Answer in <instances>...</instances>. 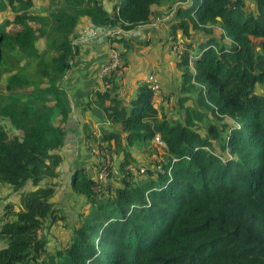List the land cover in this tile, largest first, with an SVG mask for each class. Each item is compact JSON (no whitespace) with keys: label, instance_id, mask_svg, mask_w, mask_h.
<instances>
[{"label":"trees","instance_id":"16d2710c","mask_svg":"<svg viewBox=\"0 0 264 264\" xmlns=\"http://www.w3.org/2000/svg\"><path fill=\"white\" fill-rule=\"evenodd\" d=\"M34 5L0 0V14L13 13L0 17V187L20 193L18 210L5 206L0 264H264V0H119L113 14L103 0H50L44 15ZM161 16H172L171 49L183 45L174 51L180 118L157 105L149 80L125 101L124 77H103L88 104L115 128L97 135L83 123L100 170L72 171L70 196L82 203L72 222L53 198L72 117L63 84L73 40L84 22L131 31ZM109 41L122 45L126 72L130 37ZM158 134L167 159L141 173L135 151ZM59 221L68 241L50 250L46 229Z\"/></svg>","mask_w":264,"mask_h":264},{"label":"crops","instance_id":"0c3cea01","mask_svg":"<svg viewBox=\"0 0 264 264\" xmlns=\"http://www.w3.org/2000/svg\"><path fill=\"white\" fill-rule=\"evenodd\" d=\"M106 9L113 14V0H103ZM172 16L155 18L153 23L142 25L131 31H124L120 26L110 27L84 22L80 25L79 32L73 43L78 47V53L72 61L71 69L65 76L64 87L68 95L72 117L69 121V130L65 144V153L69 162L76 157L84 158V142L82 140V127L84 122L93 123L94 132L102 134V129L96 127L102 114L89 106L88 101L93 98L94 92L104 88L100 75L102 66L108 61L109 52L114 44H110V36L118 34L130 37L131 50L128 53V65L122 89L124 100L130 101L136 96L139 84L148 81L151 75L161 86L160 93H155L165 98L172 88L179 90L180 78L176 68L175 57L171 51L172 25L169 20ZM180 35L181 30H177ZM122 52V45L116 43ZM178 92V91H176ZM163 106V105H161ZM85 107V108H84ZM110 125V123L108 122ZM106 128V127H105Z\"/></svg>","mask_w":264,"mask_h":264},{"label":"rangeland","instance_id":"374dc122","mask_svg":"<svg viewBox=\"0 0 264 264\" xmlns=\"http://www.w3.org/2000/svg\"><path fill=\"white\" fill-rule=\"evenodd\" d=\"M118 2L119 0H113L114 4L115 2ZM122 0H120L121 2ZM252 2V6H253ZM50 7V0H35V5L34 9L36 12L40 13L41 15L46 14L47 9ZM6 15V17L13 18V13L12 11H7L5 13H1L0 17ZM181 35V34H180ZM182 37V35H181ZM183 39V37H182ZM177 41H182L181 38H178ZM254 41L256 44H259L261 39H256L254 38ZM39 49H44L46 46V41L44 38L39 40L37 42ZM121 51V46L119 48ZM171 51L174 52L172 49ZM180 55V54H179ZM181 56V55H180ZM176 60V57H175ZM26 63H18L17 67H12L6 70L3 73V77L1 79L2 83V88H5V85L7 83V80L10 78V75L14 70H19L21 67L25 68ZM30 87L27 89V93H29ZM258 91H261L260 87L257 88ZM171 92L165 96V98H161L160 96L156 99L157 105L164 106V110H167L169 114L175 115V118H180L179 115H177L178 111V97L177 93L179 92L177 86L175 88H172L170 90ZM178 91V92H176ZM121 92V90H120ZM122 98H124L125 94L120 93ZM169 97V98H168ZM127 101V100H126ZM83 124V123H82ZM96 127H99L100 129H112L115 128L112 124H108V122H99L95 124ZM89 148V145L87 146ZM85 147V151L88 152L89 158L85 162L84 159H79V156L74 159L73 162H69L67 159L68 154H65V149H63L64 155L66 156L65 161L61 165V175L57 179L58 182V188H57V193L53 198V201L55 202L56 206L59 205L58 207L62 208L64 215L68 217V219L73 220L74 222L78 215L77 213L80 211V208L82 207V203L80 201H75L73 198L70 196V191L71 188L69 186V182L71 179L72 171L77 167V164L79 165H85V170L88 175H96L98 171L100 170V166L96 164V162H99L97 157L95 155H92L91 151ZM90 149V148H89ZM150 149V151H149ZM156 149V151L152 150ZM84 156H87V154H84ZM134 156L136 157L139 165L141 168L147 167V166H153L156 160H166L167 159V152L164 150L163 147H160L159 145H156L154 141L151 142L149 148H145L143 150H136ZM120 158H122L120 156ZM115 163H114V169H115V175L116 177L120 176V172L118 170L119 167V160L115 156ZM80 160V161H79ZM79 161V162H78ZM130 169H132L135 173H138V171L130 166ZM141 172V170H140ZM142 173V172H141ZM139 175V174H138ZM113 182H115V179H112ZM0 226L3 225L5 222V206L7 204H12L14 210H18L20 207V193L19 192H13L8 186H3L0 187ZM46 234L49 238V244H48V249L53 250L56 248L58 245H64L68 241V236L70 234V229L65 226L63 221H59L58 223H54L49 229H46ZM2 246H5V243L0 241V248Z\"/></svg>","mask_w":264,"mask_h":264},{"label":"built area","instance_id":"2783aa9c","mask_svg":"<svg viewBox=\"0 0 264 264\" xmlns=\"http://www.w3.org/2000/svg\"><path fill=\"white\" fill-rule=\"evenodd\" d=\"M172 49L175 52H178V54L183 53V45L182 44H175L172 46ZM121 63H122L121 51L117 47L116 43H114V46L110 49L108 61L102 66V68L100 70L101 77L103 78L105 76H108L113 71H117V75L119 77H124L125 72L122 68H120ZM149 81L152 83V89L155 92L160 93L161 86L158 82H156L154 80L153 75H151L149 77ZM153 141L156 145H159L160 147L165 148L167 146L166 143L161 139L159 134L154 137ZM90 146H92L93 153H95L96 155L103 156L106 164H110L111 155L109 154V151L106 148H100L97 143L94 145H93V143H90ZM140 170H141V172L145 171L144 168H141ZM104 174H105V171H103L102 177L104 176Z\"/></svg>","mask_w":264,"mask_h":264},{"label":"water","instance_id":"95a60500","mask_svg":"<svg viewBox=\"0 0 264 264\" xmlns=\"http://www.w3.org/2000/svg\"><path fill=\"white\" fill-rule=\"evenodd\" d=\"M109 11H110V10H109ZM95 27H97V25H95ZM122 35H125V34L122 33Z\"/></svg>","mask_w":264,"mask_h":264}]
</instances>
